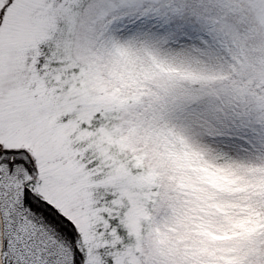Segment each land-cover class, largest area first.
Returning <instances> with one entry per match:
<instances>
[{
  "label": "rangeland",
  "instance_id": "1",
  "mask_svg": "<svg viewBox=\"0 0 264 264\" xmlns=\"http://www.w3.org/2000/svg\"><path fill=\"white\" fill-rule=\"evenodd\" d=\"M69 37L126 129L134 264H264V0H78Z\"/></svg>",
  "mask_w": 264,
  "mask_h": 264
},
{
  "label": "snow or ice",
  "instance_id": "2",
  "mask_svg": "<svg viewBox=\"0 0 264 264\" xmlns=\"http://www.w3.org/2000/svg\"><path fill=\"white\" fill-rule=\"evenodd\" d=\"M78 0H0V264H134L126 131L69 37Z\"/></svg>",
  "mask_w": 264,
  "mask_h": 264
},
{
  "label": "trees",
  "instance_id": "3",
  "mask_svg": "<svg viewBox=\"0 0 264 264\" xmlns=\"http://www.w3.org/2000/svg\"><path fill=\"white\" fill-rule=\"evenodd\" d=\"M129 236H130V235H129ZM131 241H132V237H131V239L128 240V243L131 242Z\"/></svg>",
  "mask_w": 264,
  "mask_h": 264
}]
</instances>
